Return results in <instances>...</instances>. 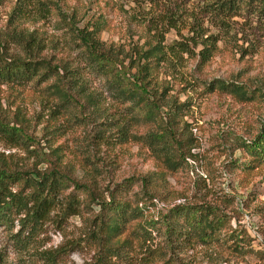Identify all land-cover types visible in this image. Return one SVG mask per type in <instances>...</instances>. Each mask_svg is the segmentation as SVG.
Masks as SVG:
<instances>
[{"label":"trees","instance_id":"1","mask_svg":"<svg viewBox=\"0 0 264 264\" xmlns=\"http://www.w3.org/2000/svg\"><path fill=\"white\" fill-rule=\"evenodd\" d=\"M110 11L122 15L121 22L115 23ZM52 16L56 28L68 36L67 56L43 54V37L35 28L22 27L23 19L34 23ZM8 18L11 28L0 37V84L48 89L61 106L91 108L107 122L111 113L102 104L105 94L119 113L110 123L119 141L147 143L172 169L178 166L183 144L192 143L182 136L188 97L181 101L178 95L190 82L186 62L195 58L199 68L218 55L220 43L237 44L238 19L243 29L264 31V0H14ZM171 30L177 37L168 40ZM8 36L23 47V55L6 51ZM237 47L241 50L242 45ZM84 72L97 78L103 91L90 90ZM205 89L233 93L243 101L264 98L263 91L221 79ZM141 123L146 125L143 131ZM0 135L14 144L30 139L22 127L3 118ZM241 146L249 156L245 166L264 164V120ZM42 163L46 166L38 168ZM67 168L47 156H39L33 170L0 168V228L6 232L7 246L18 252L31 248L46 220L60 223L85 207L92 215L80 236L36 250L45 264H56L69 247L81 244L93 250L92 264H117L130 257L125 250L142 246L160 229L164 243L148 246L141 264H158V258L160 264H174L176 249L211 242L229 223L217 206L202 201L179 202L154 217L148 214L151 195L131 199L123 194L133 185L129 180L105 197L93 181L78 180ZM240 235L236 239L246 238ZM0 264H12L1 245Z\"/></svg>","mask_w":264,"mask_h":264},{"label":"rangeland","instance_id":"2","mask_svg":"<svg viewBox=\"0 0 264 264\" xmlns=\"http://www.w3.org/2000/svg\"><path fill=\"white\" fill-rule=\"evenodd\" d=\"M13 4L14 0H0V37L11 28L8 15ZM109 15L115 23L121 22L122 15L113 11ZM55 20V16L34 23L23 19L22 27L35 28L43 37V54L67 56L68 36L56 28ZM238 20L236 33L241 39L237 44L242 45L241 50L237 44L223 47L220 43L218 55L205 65L197 68L195 58L186 62L190 82L178 95L181 101L188 97V108L181 117L182 136L191 138L192 143L183 144L178 166L167 167L145 142L119 141L110 124L119 113L105 94L102 104L111 113L107 122L91 108L81 111L75 104L61 106L48 89L0 84V118L22 127L30 138L14 144L0 135V168L33 170L39 156H47L60 160L78 180L93 181L105 197L108 190L129 180L133 185L123 194L131 199L151 195L148 214L154 217L179 202L210 203L226 214L228 225L211 242L176 249L174 264H264V164L245 166L249 156L241 146L242 140L253 138L264 120V98L243 101L233 93L205 89L209 82L221 79L264 92V31L243 29L241 19ZM103 37L107 35L104 33ZM166 37L170 40L177 36L171 30ZM5 48L8 53L24 54L23 47L9 36ZM85 76L90 90L103 91L97 78ZM145 127L141 123L139 130ZM45 166L42 163L38 168ZM91 215L82 207L60 223L46 220L34 245L21 252L15 246H7L6 232L0 228V245L5 246L12 264H45L36 250L76 239ZM162 232L155 230L147 243L125 250L130 257L119 259L117 264H141L148 246L164 243ZM238 235L246 238L241 241L236 239ZM68 249L56 264H92L90 246L81 244ZM161 262L158 258L157 263Z\"/></svg>","mask_w":264,"mask_h":264}]
</instances>
